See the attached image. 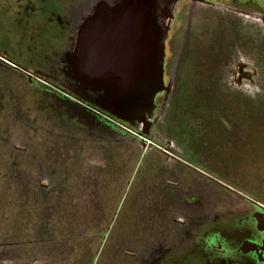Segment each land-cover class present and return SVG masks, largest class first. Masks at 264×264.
I'll return each mask as SVG.
<instances>
[{
	"label": "rangeland",
	"instance_id": "obj_1",
	"mask_svg": "<svg viewBox=\"0 0 264 264\" xmlns=\"http://www.w3.org/2000/svg\"><path fill=\"white\" fill-rule=\"evenodd\" d=\"M22 1L0 0V264H147L162 244L166 264H204L199 238L178 236L170 220L181 208L169 199L176 165L48 104L10 68L52 70L37 35L70 4L82 19L90 0H25L28 10ZM236 47L259 70L255 91L229 84ZM164 68L172 90L155 128L181 158L182 185L201 180L211 204L223 190L264 201V37L196 19L188 37L172 30Z\"/></svg>",
	"mask_w": 264,
	"mask_h": 264
},
{
	"label": "flooded vegetation",
	"instance_id": "obj_2",
	"mask_svg": "<svg viewBox=\"0 0 264 264\" xmlns=\"http://www.w3.org/2000/svg\"><path fill=\"white\" fill-rule=\"evenodd\" d=\"M108 1L115 6L121 0ZM96 2L97 0H90L86 15L82 16V19L73 16L72 4L60 9L59 12L57 10L60 7L54 8L55 12H58L55 19H50L53 21L54 31L46 38L45 35H37L45 43L42 45L47 46V58L48 62L52 63V70L42 73L40 70L20 69L14 65H10V68L21 72L29 84L39 86L42 90L41 94L48 96L50 101L48 104L51 103L54 107L63 105L74 117L102 127L112 138L120 136L134 144L132 147L141 153L154 149L165 156L166 164L176 165V172L175 170L172 172L176 180L170 182L177 186L176 193L169 199L174 206L181 208L173 210L170 220L178 236L185 239L190 235H196L199 238L198 254L204 264H264L263 200L247 198L223 190L222 198L215 199L216 202L211 204L204 199L206 196L200 195L201 180L192 177L189 183L182 185L178 174L179 171L184 170L181 158L170 149L172 145L170 140H167L166 144L165 141L160 140L155 128L166 112L167 100L172 90L169 79L165 77V68L162 89L153 98L151 108L133 121L119 118L100 105V97L105 93L103 87L85 86L75 78L74 48L78 32L82 23L95 10ZM32 6L34 5L25 0L17 4V7L26 10ZM156 10L159 26L163 30L168 29L165 50L172 30L182 29V34L186 33L188 37L196 19L204 25L225 23L230 27H236L245 36L264 37V0H158ZM62 17L66 19L63 20ZM186 40L182 39L183 46ZM57 44L59 52L53 48ZM63 47L64 49L61 50ZM232 51L233 62L231 66H226L230 86L250 92L255 91L258 89L256 79L259 70L238 47L233 48ZM262 158L264 159V155ZM167 183L169 184V180ZM51 184V179L42 183L38 179L41 188H48ZM196 205H200L201 210L199 213H192ZM164 245L162 244L156 255H150L151 260L147 264L168 263L172 251L170 246L165 248Z\"/></svg>",
	"mask_w": 264,
	"mask_h": 264
},
{
	"label": "water",
	"instance_id": "obj_3",
	"mask_svg": "<svg viewBox=\"0 0 264 264\" xmlns=\"http://www.w3.org/2000/svg\"><path fill=\"white\" fill-rule=\"evenodd\" d=\"M157 2L121 0L113 6L97 0L78 32L75 78L103 87L100 105L127 121L149 110L163 86L168 29L159 26Z\"/></svg>",
	"mask_w": 264,
	"mask_h": 264
}]
</instances>
